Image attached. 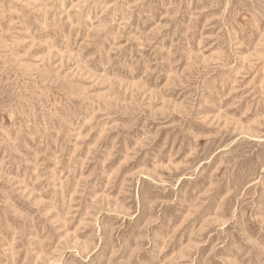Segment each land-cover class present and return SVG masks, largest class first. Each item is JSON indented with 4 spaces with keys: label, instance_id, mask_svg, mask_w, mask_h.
I'll return each instance as SVG.
<instances>
[{
    "label": "rangeland",
    "instance_id": "374dc122",
    "mask_svg": "<svg viewBox=\"0 0 264 264\" xmlns=\"http://www.w3.org/2000/svg\"><path fill=\"white\" fill-rule=\"evenodd\" d=\"M0 264H264V0H0Z\"/></svg>",
    "mask_w": 264,
    "mask_h": 264
}]
</instances>
